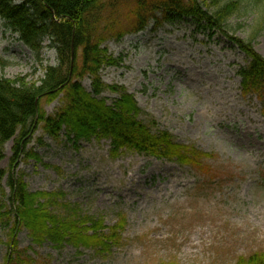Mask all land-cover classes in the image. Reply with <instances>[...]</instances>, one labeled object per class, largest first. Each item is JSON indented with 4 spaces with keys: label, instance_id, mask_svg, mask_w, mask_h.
<instances>
[{
    "label": "rangeland",
    "instance_id": "374dc122",
    "mask_svg": "<svg viewBox=\"0 0 264 264\" xmlns=\"http://www.w3.org/2000/svg\"><path fill=\"white\" fill-rule=\"evenodd\" d=\"M259 8L251 4L232 18L227 35L190 19H161L102 46L117 62L100 70L102 83L134 96L138 120L152 134L168 132L174 143L208 154L204 172L126 149L113 157L110 140L75 144L65 133L50 137L42 125L16 161L15 139L5 145L0 169L23 176L31 193L64 194L49 206L61 218L78 208L102 219L107 236L126 218L109 250L38 246L23 229L16 236L21 264H237L264 253V105L257 94L243 92L240 72L251 59L231 38L254 37L264 57V29L255 35L264 22ZM57 65L55 50L37 56L0 17V77L39 85L46 67ZM82 85L92 91L90 78ZM118 97L102 94L108 105ZM61 99L41 107L53 115ZM30 152L39 159L27 157ZM2 190L0 205L10 195L7 180ZM8 231L0 223V264L10 252Z\"/></svg>",
    "mask_w": 264,
    "mask_h": 264
},
{
    "label": "trees",
    "instance_id": "16d2710c",
    "mask_svg": "<svg viewBox=\"0 0 264 264\" xmlns=\"http://www.w3.org/2000/svg\"><path fill=\"white\" fill-rule=\"evenodd\" d=\"M251 4L262 8L264 0H0V17L5 26L37 56L41 57L45 48H51L58 58L57 66L46 67L39 85L0 77V163L9 141H16L12 159L16 161L25 154V147L42 125L50 137L59 139L65 133L75 144L93 138L110 140L113 157L126 149L175 160L204 172L208 154L174 143L168 132L152 134L138 120L141 110L134 96L124 88L102 83L100 70L117 64L102 46L108 39L140 33L151 21L158 23L161 19L169 23L190 19L199 27L227 35L231 19ZM263 24L262 21L256 25L255 35L264 29ZM231 38L251 59L249 66L240 72L243 92L257 94L264 105V57L256 52L254 37L247 41ZM86 78L92 80L90 93L82 85ZM106 90L119 95L111 105L102 98ZM60 95L62 105L53 115H47L41 103L52 102ZM27 157L39 159L33 152ZM5 180L10 195L0 205V223L9 229L10 252L6 264H21L16 236L23 229L29 231L32 242L38 246L51 242L55 248L69 244L77 249L109 250L126 225V218L121 217L107 236L103 233L102 219L82 216L78 208L71 209L73 214L69 218L50 211L49 206L64 194L31 193L23 176L15 177L0 169L2 194ZM237 264H264V253L241 257Z\"/></svg>",
    "mask_w": 264,
    "mask_h": 264
},
{
    "label": "water",
    "instance_id": "95a60500",
    "mask_svg": "<svg viewBox=\"0 0 264 264\" xmlns=\"http://www.w3.org/2000/svg\"><path fill=\"white\" fill-rule=\"evenodd\" d=\"M72 62H74V50H72Z\"/></svg>",
    "mask_w": 264,
    "mask_h": 264
}]
</instances>
